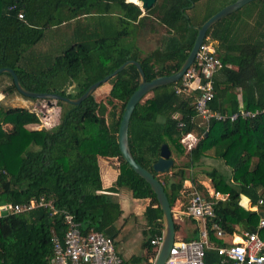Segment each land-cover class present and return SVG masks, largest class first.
Listing matches in <instances>:
<instances>
[{
	"label": "trees",
	"instance_id": "1",
	"mask_svg": "<svg viewBox=\"0 0 264 264\" xmlns=\"http://www.w3.org/2000/svg\"><path fill=\"white\" fill-rule=\"evenodd\" d=\"M211 1L158 0L143 10L126 0H0V68L13 69L27 90L57 92L69 98L80 96L127 60L140 64L145 80L168 75L187 57L197 33L195 26L221 8L208 10ZM65 24L72 28L60 44L53 43L49 51L34 49L46 32ZM157 25L166 28V36L161 45L143 53L136 38L143 30L156 32ZM206 36L214 41L222 61L209 106L227 113L264 108V0H253L222 17ZM1 76L10 79L3 93L21 95L8 72ZM138 82L136 66L128 64L98 86H109L104 106L95 98L96 89L78 104L56 100L59 121L49 129H27V124L39 123L36 112L0 103V205L43 196L57 209L72 213L83 231L93 229L115 239L120 230L115 222L122 208L114 193L125 188L135 200L145 201L134 212L146 219L142 248L152 252L150 240L163 230L162 211L150 185L124 161L117 142L125 103ZM178 83L153 89L151 97L135 105L128 122L134 159L161 181L173 207L177 200L187 198L182 193L185 169L202 163L212 151L230 169L225 173L212 167L204 172L215 189L228 194L226 201L215 205L213 221L228 233L236 228L257 230L264 239V226L257 228L264 214V112L233 122L211 120L204 130L192 119L194 95L177 94ZM71 85L76 88L74 93L66 90ZM189 131L199 139L186 151L180 138ZM164 143L177 158H187L181 166L173 164L168 172L156 174L152 165ZM100 158L117 165L116 180L106 188L101 182ZM191 178L200 189L198 179ZM260 199L256 211L242 203L256 204ZM186 205L184 200L181 209ZM194 223L197 236L185 240L199 238ZM178 228L175 223V231ZM52 230L62 237L61 216L44 207L0 216V261L49 264ZM208 238L215 245L224 244L210 229ZM217 260L214 250L205 249L207 264H217ZM140 261V256L133 255L124 262Z\"/></svg>",
	"mask_w": 264,
	"mask_h": 264
},
{
	"label": "built area",
	"instance_id": "2",
	"mask_svg": "<svg viewBox=\"0 0 264 264\" xmlns=\"http://www.w3.org/2000/svg\"><path fill=\"white\" fill-rule=\"evenodd\" d=\"M19 17H22V14H19ZM221 67L222 61L217 54L214 41L205 36L195 53L193 63L175 86L177 94L194 95L195 114L192 119L204 130H207L211 120L233 122L239 118H250L264 112V108L255 110L239 108L238 111L227 113L209 106L214 97V76ZM177 116V113L173 114L174 118ZM178 126H182V123H178ZM198 139L195 132L189 131L181 136L180 143L186 151H189L196 145ZM196 182L201 185L200 189L191 177H186L183 181L182 193L187 197V205L182 210L181 203L179 210L197 222L199 238L185 240L178 236L174 237L163 264H207L204 257L205 249L208 248L217 253V264H264V239L257 230L236 228L228 233L213 221L215 205L226 201L228 194L215 189L212 180L208 177L198 179ZM261 203V199L256 204H250L248 201L245 206L256 211ZM37 207L47 208L51 214H59L64 225L62 237H59L54 230L51 231L53 254L49 264H125L123 257L116 250L113 238L93 229L83 231L80 222L72 213L65 209H57L51 200H46L43 196L25 203L0 205V216L28 212ZM172 211L174 215L173 208ZM263 226L264 214L259 219L257 228ZM209 229L216 238L223 240L224 244L211 243L208 238ZM162 240L163 230L151 238L150 244L154 248L144 264L155 263ZM0 264L4 262L0 261Z\"/></svg>",
	"mask_w": 264,
	"mask_h": 264
},
{
	"label": "water",
	"instance_id": "3",
	"mask_svg": "<svg viewBox=\"0 0 264 264\" xmlns=\"http://www.w3.org/2000/svg\"><path fill=\"white\" fill-rule=\"evenodd\" d=\"M140 2L141 9H149L151 8L156 0H138ZM253 0H234L217 10L213 13L210 17H208L200 26H195L197 33L194 38L192 47L188 52L187 57L181 64V66L171 74L168 75H161L157 76L151 80H145L144 72L141 68L140 64L135 60H127L123 62L120 66L115 68L111 73L104 76L102 79L95 81L94 83L90 84L88 88L78 97L76 98H69L57 92H34L25 89L21 86L18 77L15 71L8 67H1L0 73L8 72L13 80V83L17 89V91L29 98L39 99V100H46L48 103L50 101L62 100L71 104H78L83 99L88 97L93 91L102 83L107 81L110 77L114 76L116 73L121 71L125 66L128 64H134L137 68L139 74V82L138 87L132 92V94L127 99L124 110L121 116L120 124L118 127V147L121 152V155L126 161L129 166L136 172L140 177H142L149 185L152 191L156 196V200L158 205L162 211V221H163V240L159 248V252L157 254L156 260L154 264H163L164 260L168 255V251L172 246L175 237V221L173 217L172 207L169 204L166 192L164 190L163 184L161 181L149 170L141 166L136 160L134 159L130 147L128 144V122L131 116V113L135 107V105L140 102L143 97L146 96L149 92L153 89L178 81L187 68L193 63L194 56L196 51L198 50L200 44L202 43L204 37L206 36L207 30L219 19L222 17L236 11L237 9L241 8L245 4L251 2ZM174 163L173 158L171 157V151L168 148L167 144H162L160 147V155L158 159L153 163L152 169L156 174H163L168 172V170L172 167ZM262 215V213L260 214Z\"/></svg>",
	"mask_w": 264,
	"mask_h": 264
},
{
	"label": "rangeland",
	"instance_id": "4",
	"mask_svg": "<svg viewBox=\"0 0 264 264\" xmlns=\"http://www.w3.org/2000/svg\"><path fill=\"white\" fill-rule=\"evenodd\" d=\"M158 0H156L157 2ZM227 0H212L208 10L211 9H218L219 7L225 6ZM226 3V4H225ZM140 6V5H139ZM248 23L252 22V18H248ZM71 26L69 25H60L59 27L52 28L48 32H46L45 38L39 42L34 49L37 51H49L53 48L52 45L60 44L64 39L70 34ZM166 36V28L160 25L156 26V32H150L147 30L140 31L136 38V42L143 53H147L154 49L156 46L161 45L162 38ZM54 43V44H53ZM10 82L9 77L1 76L0 77V89L2 90L3 87ZM108 85H102L95 90V98L100 102L101 106H104L108 100ZM67 92L74 93L76 88L74 85L68 87ZM16 93L7 94L0 103L5 106H11L13 101L11 97ZM152 96V92L146 94L145 97L141 101H144L146 98ZM28 109L31 111L37 112L39 116V123L35 124L36 129L44 128H51L59 121L60 116V109L55 104V101H50L48 103L46 100H31L27 99ZM171 156L174 160L173 164H176L177 167L181 166L183 162L186 160V156H181L177 158L174 153H171ZM215 157L212 154V151H208L206 157L202 159V163L185 169L186 177H193L195 179H205L204 172L210 170L212 167H216L220 169L222 172L230 173V169L226 167L223 161L219 159H214ZM117 167V165H116ZM169 171V170H168ZM114 199H116L122 208V214L120 218L115 222L117 227H120V231L117 235V244L116 248L121 252L122 255L128 256L129 253L141 254L142 249V241L144 239L143 231L147 228L145 220L137 215L138 217L134 218L133 214H131L133 206L144 205L145 201L135 200L129 192V190L122 188L118 195H114ZM187 200L184 198L181 203ZM174 208H179V204L176 203L173 205ZM184 220H188V218L183 217ZM182 233L181 230L177 231V235L180 236ZM142 255V254H141ZM144 256V255H143Z\"/></svg>",
	"mask_w": 264,
	"mask_h": 264
},
{
	"label": "crops",
	"instance_id": "5",
	"mask_svg": "<svg viewBox=\"0 0 264 264\" xmlns=\"http://www.w3.org/2000/svg\"><path fill=\"white\" fill-rule=\"evenodd\" d=\"M6 96H7V94L3 93V90L0 89V101ZM238 97L240 98V94L238 95ZM11 100L13 101V104L11 106H9V107H24V108L28 109L27 98H25V97H23V96H21V95L16 93L15 95H13L11 97ZM29 110L31 111V109H29ZM34 125L35 124H27L25 127L27 129H36ZM98 166H99V172H100V177H101V182H102L103 188L111 186L115 182L117 174H118L117 168H116V163L100 158V159H98ZM120 190H119V192H120ZM100 192H105V191L101 190ZM119 192L114 193V195H118ZM130 194H131V192H130ZM175 203H176V205L179 204V207H180V205H181V201L180 200H177ZM242 203L244 205H246L243 201H242ZM174 207L175 206L172 207L175 210L173 217H174L175 223L178 224V227H179L177 231H179V230L182 231L180 236L177 235V231H176L175 232V237L178 236V237H180L182 239L196 237L197 236V231H196V224L194 223V221L191 218H189L186 215H184L179 210V208L175 209ZM134 208L135 207L133 206L131 214H133L134 218H136L138 216L134 212ZM139 217L143 218L145 220V223H146V219H145L144 216L141 215ZM183 217L188 218V220H184ZM114 241H115V246H116V244L118 242L117 237L114 239ZM142 249H143V252L141 250V254L142 255L141 254H135V253H129L128 256H126V255L124 256L116 248L117 252L123 257L124 261L128 260L131 256L134 255V256H140L141 257V261H140L139 264H144V263H146L148 261V258L150 257L151 252H148L144 248H142Z\"/></svg>",
	"mask_w": 264,
	"mask_h": 264
},
{
	"label": "bare ground",
	"instance_id": "6",
	"mask_svg": "<svg viewBox=\"0 0 264 264\" xmlns=\"http://www.w3.org/2000/svg\"><path fill=\"white\" fill-rule=\"evenodd\" d=\"M126 1L133 2V3L137 4V5H140V2L138 0H126Z\"/></svg>",
	"mask_w": 264,
	"mask_h": 264
}]
</instances>
